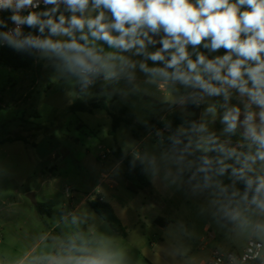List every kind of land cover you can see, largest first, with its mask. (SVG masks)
<instances>
[{
    "label": "clouds",
    "instance_id": "9594fccd",
    "mask_svg": "<svg viewBox=\"0 0 264 264\" xmlns=\"http://www.w3.org/2000/svg\"><path fill=\"white\" fill-rule=\"evenodd\" d=\"M0 12L11 13L0 44L81 94L97 83L139 93V73L170 107L203 105L198 119L158 130L132 166L203 197L202 213L235 245L227 264H264V0H0ZM57 227L25 264H129L86 214L63 213Z\"/></svg>",
    "mask_w": 264,
    "mask_h": 264
},
{
    "label": "rangeland",
    "instance_id": "374dc122",
    "mask_svg": "<svg viewBox=\"0 0 264 264\" xmlns=\"http://www.w3.org/2000/svg\"><path fill=\"white\" fill-rule=\"evenodd\" d=\"M219 53L223 54V50ZM143 79L138 73L142 91L127 97L113 94L100 83L84 97L77 88L57 79L43 62H36L29 70H13L0 64V141L19 135L29 140V144L14 141L0 145V264H18L24 258L21 264H25L27 258L46 250L51 237L61 231L57 222L63 213H84L94 228L96 221H101L89 203L76 208L82 197L93 190L101 172L114 166L112 154L106 160H101L100 155L119 146L133 156L152 149L156 143L155 134L142 127L161 117L162 110L145 95L151 93L164 100V93L144 85ZM101 88L106 90L101 97L113 101L118 115H122V107L133 113L131 117L122 116L134 124L122 123L115 135L111 134L112 118L105 110L69 111L77 97L87 103ZM187 112L191 116L200 114ZM79 122L85 124L81 129L77 127ZM213 127L219 132L223 126L217 120ZM124 170L122 165L111 172L117 182L116 195L107 194V187L102 190L116 211L128 212L129 226L137 222L132 211H142L143 219L147 218V237L142 244L138 239L133 242L129 264H201L210 258L212 249L234 250L224 230L207 212L202 213L203 197L193 196L162 177L167 191L146 189L135 193L127 188ZM68 188L73 200L66 195ZM29 193L35 194L38 205L28 198ZM156 216L171 221L164 237L175 247L161 244L162 232L153 224ZM140 245L145 249H139Z\"/></svg>",
    "mask_w": 264,
    "mask_h": 264
},
{
    "label": "trees",
    "instance_id": "16d2710c",
    "mask_svg": "<svg viewBox=\"0 0 264 264\" xmlns=\"http://www.w3.org/2000/svg\"><path fill=\"white\" fill-rule=\"evenodd\" d=\"M11 15L10 12H2L0 13V18L5 20ZM11 21L8 22V26H11ZM6 30V29H5ZM31 31L25 26V32ZM220 54V53H216ZM0 64L13 69V70H29L35 64L36 61L28 56L27 54L20 53L15 51L14 49L8 47L7 45H0ZM96 109L105 110L112 118V135H115L116 130L122 123H127L129 125H133L134 123L126 119L123 114L127 117H131L133 113L127 109L126 107L121 108V114H117V107L113 103V101L109 100L107 97H95L90 99L87 103H85L81 98L77 99L69 106V111L72 113L77 112H92ZM187 111H194L199 113L200 108H195L193 106H188ZM199 114L195 116H191L188 112L182 113L179 110H173L170 114H168L163 119H153L147 122L142 128L144 130H150L154 134L158 131H164L165 135L167 134V130L165 129V124L171 123L172 127L175 128L177 125L181 124L184 119H198ZM37 128L42 129L43 126H38ZM14 141H23L26 144H29L28 137L19 135L15 137L7 138L3 141H0V145L5 144L7 142L11 143ZM113 160L116 162H121V164L125 167L123 172V177L127 181V188L135 193L139 191L149 189L151 190V181L147 177L146 173L143 171L142 165L139 161H136L135 167L132 166L133 156L130 154L124 153L119 146H116L115 149L112 150ZM152 192V191H151ZM92 210L105 222L109 224V226L120 234L126 233L125 226L121 223L119 218L117 217L113 207L110 203L106 201H100L98 199L93 201H88Z\"/></svg>",
    "mask_w": 264,
    "mask_h": 264
},
{
    "label": "crops",
    "instance_id": "0c3cea01",
    "mask_svg": "<svg viewBox=\"0 0 264 264\" xmlns=\"http://www.w3.org/2000/svg\"><path fill=\"white\" fill-rule=\"evenodd\" d=\"M77 90H78V93H79V89L78 88H77ZM105 92H106V90L104 88L96 89L95 90V95H93L91 99H93L95 97H101V95H103ZM79 95L86 97L88 94H81V93H79ZM145 96L148 97V98H150V99H152L156 103V106L159 109L162 110V116L159 117V118H154V119H163L168 114H170L173 110L182 111L178 106H172V107H170L167 103H164L163 102L164 101L163 99L156 98L155 96H152L151 93L146 94ZM77 99H79V98L77 97L75 100H73V102H75ZM202 106L200 107V109L202 108ZM84 125L85 124L83 122H79L77 124V127H78V129H81ZM113 164H114V166H113V168L110 171H108V172L107 171L101 172V174L99 176V180H97V183H96V185H95V187L93 188L92 191H94L95 189H97V187L100 185V182L102 181V175L103 174H105V173H110L111 174V172H113V170L116 167L122 166L121 162H116L115 160H113ZM148 178L151 181V189L155 190L158 193H163V192L167 191V187L161 181L160 177L156 178L155 180H153L151 177H148ZM116 185H117V182H116V180L114 178H112V176L102 185V187H101V192H102L101 195L104 197V199H105L106 202H108V201H107L106 197L104 196L105 194L103 193L102 188L107 187L106 193L109 194V195H111V196H114V195L117 194V192H116ZM66 195L69 198V200L70 199H72V200L74 199V197L72 195H69V194H66ZM84 203H88V201L86 200V195L84 197H82V199L80 200V202L78 203V205H76V208H79ZM108 203H110V202H108ZM70 206H72V205H70ZM111 206L113 207V209H114L117 217L121 221V223L125 226L126 233L122 235V234L116 232L115 230H113L109 226V224L107 222L103 221L94 212L98 216V218H100V220H101L99 222L96 221V227L95 228L97 230H99L100 232L105 233L108 236L114 237L118 241V243L121 245V247L125 250V252L127 254V258H129L130 257V254L133 253L132 248H135V244H134L135 242L134 241L138 239V241L140 242V244H142V242L144 241V238L147 237V234L145 233V230H144L145 229V222L147 221V218L144 216V219H143V217H142V211H132V214H133V216H134V218L136 219L137 222L133 226H129L130 216H129L128 212L127 211H116V208L112 204H111ZM153 219H154L153 220V224H154L156 230H158L159 233L162 232V236H160V242H161V244H168L170 246L172 245V247H175L174 244H171V242L169 240H167L166 237H164V232L171 225V221L164 220L160 216H156ZM88 226L89 227H92L89 223H88ZM134 232H135V234H134ZM49 235H50V232L46 234L45 238L47 236H49ZM140 247L141 248H139V249H142V250L145 249L141 245H140ZM23 260H21V261H23ZM21 261L18 264H21L22 263Z\"/></svg>",
    "mask_w": 264,
    "mask_h": 264
},
{
    "label": "built area",
    "instance_id": "2783aa9c",
    "mask_svg": "<svg viewBox=\"0 0 264 264\" xmlns=\"http://www.w3.org/2000/svg\"><path fill=\"white\" fill-rule=\"evenodd\" d=\"M41 8H43V5L41 6ZM2 13V12H0ZM14 27L13 24H11V26L9 28H12ZM24 31H25V27H24ZM1 46H5L7 44H0ZM108 154H112V151H108L106 153H102L100 155V159L101 160H106L107 157H108ZM111 177V174L110 173H105L102 175V181L100 182V185L97 187V189H95L94 191L90 192V193H87L86 195V200L87 201H93V200H100V201H105L104 197L101 195V187L102 185ZM66 193L67 194H70V189L68 188L66 190ZM209 228H207V231H208ZM210 239H212L213 237L210 236L209 237ZM231 251V250H230ZM229 251H225V250H220L218 248H215V249H212L211 251V255H210V258L208 260H203L201 262V264H215V261L220 258V257H224V264H227V259H226V255L225 253H227Z\"/></svg>",
    "mask_w": 264,
    "mask_h": 264
},
{
    "label": "water",
    "instance_id": "95a60500",
    "mask_svg": "<svg viewBox=\"0 0 264 264\" xmlns=\"http://www.w3.org/2000/svg\"><path fill=\"white\" fill-rule=\"evenodd\" d=\"M28 198L32 201V203H33L34 205H38V202H37L36 199H35V194H34V193H29V194H28Z\"/></svg>",
    "mask_w": 264,
    "mask_h": 264
}]
</instances>
